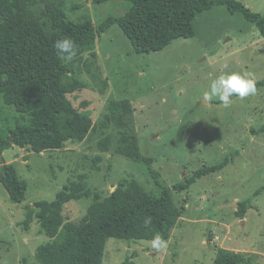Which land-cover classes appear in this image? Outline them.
Returning a JSON list of instances; mask_svg holds the SVG:
<instances>
[{"label": "rangeland", "instance_id": "1", "mask_svg": "<svg viewBox=\"0 0 264 264\" xmlns=\"http://www.w3.org/2000/svg\"><path fill=\"white\" fill-rule=\"evenodd\" d=\"M236 1L264 14V0ZM131 6L127 0H31L26 16L49 35V17L56 12L88 20L97 29ZM192 24V38L176 39L149 54H136L113 25L76 49L71 61L61 59L67 68L61 78L63 97L89 122V130L83 140L61 150L35 154L13 147L2 154L27 189L18 203L0 183V264H39L36 249L49 239L37 203H50L61 192L79 196L62 211L65 221L77 223L109 206L111 193L127 180L154 195L168 188L181 217L166 250H154L150 241L109 239L102 264H213L220 248L264 264V87L243 99L234 95L229 107L203 95L225 73L264 80V39L240 13L224 6L200 13ZM113 100L130 103L128 129L150 165L116 153L117 127L105 121ZM16 115L0 95V137L15 126ZM224 160L221 171L174 190L196 171ZM96 197L100 202H93ZM239 204L247 208L243 219L237 217ZM35 209L33 220L21 223Z\"/></svg>", "mask_w": 264, "mask_h": 264}, {"label": "trees", "instance_id": "2", "mask_svg": "<svg viewBox=\"0 0 264 264\" xmlns=\"http://www.w3.org/2000/svg\"><path fill=\"white\" fill-rule=\"evenodd\" d=\"M102 4L110 0H90ZM130 10L121 17H109L94 29L88 20L74 21L63 12L49 17L51 34H47L37 20L27 18L31 0H0V95L17 115L15 126L8 127L0 137V183L13 200L25 199L26 183L2 154L13 147L27 153L41 154L63 149L68 143L84 139L89 122L79 116L63 97L61 78L67 68L57 57L54 43L71 38L76 49L117 25L130 41L136 54L159 52L176 39L194 36L193 20L202 12L216 6L240 13L253 24L264 39V14L252 12L236 0H127ZM264 87V80L256 82ZM131 105L127 100L111 101L106 123L117 127L115 151L120 156L150 165L151 159L142 157L136 135L128 129ZM110 140L109 136L105 137ZM103 152L107 147H102ZM227 160L204 167L193 178L174 190H184L204 175L221 171ZM111 203L94 218L85 216L79 222L65 221L62 215L66 203L79 196L60 193L54 201H41L37 209L44 211L40 226L49 241L36 249L39 264H102L109 239L126 242L151 241L160 233L169 241L172 230L181 217L170 190L162 188L159 195L144 191L134 180L120 182L111 193ZM94 203L100 202L96 197ZM247 208L239 204L237 217L243 219ZM152 223L144 225V219ZM211 241V237H209ZM21 264H27L23 260ZM213 264H252L244 253L218 249Z\"/></svg>", "mask_w": 264, "mask_h": 264}, {"label": "clouds", "instance_id": "3", "mask_svg": "<svg viewBox=\"0 0 264 264\" xmlns=\"http://www.w3.org/2000/svg\"><path fill=\"white\" fill-rule=\"evenodd\" d=\"M57 57L71 61L76 55V45L71 38L59 39L54 43ZM257 92L256 81L239 72H231L220 75L211 81L209 89L204 92L205 100L218 99L224 107H229L231 98L236 95L245 98ZM152 223V218L144 219V225ZM151 247L156 251H164L168 247L167 240L160 233H155L150 241Z\"/></svg>", "mask_w": 264, "mask_h": 264}, {"label": "crops", "instance_id": "4", "mask_svg": "<svg viewBox=\"0 0 264 264\" xmlns=\"http://www.w3.org/2000/svg\"><path fill=\"white\" fill-rule=\"evenodd\" d=\"M5 163H7V164H9L10 163V161H8V162H5ZM39 213H40V211H38ZM44 212V211H43ZM42 212V213H43ZM34 214H36V209H35V211H31V212H29V215L28 216H25V219L21 222V223H23L25 220H27V219H30V221H32L33 220V216H34ZM27 217V218H26Z\"/></svg>", "mask_w": 264, "mask_h": 264}, {"label": "water", "instance_id": "5", "mask_svg": "<svg viewBox=\"0 0 264 264\" xmlns=\"http://www.w3.org/2000/svg\"><path fill=\"white\" fill-rule=\"evenodd\" d=\"M232 206H236V203L227 205L226 207H232Z\"/></svg>", "mask_w": 264, "mask_h": 264}]
</instances>
